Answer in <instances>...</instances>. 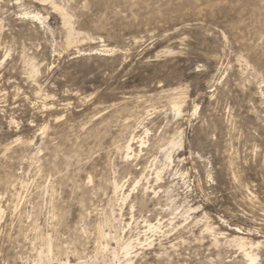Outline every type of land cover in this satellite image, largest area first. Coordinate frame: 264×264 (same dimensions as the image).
<instances>
[{
	"label": "rangeland",
	"instance_id": "obj_1",
	"mask_svg": "<svg viewBox=\"0 0 264 264\" xmlns=\"http://www.w3.org/2000/svg\"><path fill=\"white\" fill-rule=\"evenodd\" d=\"M239 237L264 264V0H0V264H247Z\"/></svg>",
	"mask_w": 264,
	"mask_h": 264
},
{
	"label": "bare ground",
	"instance_id": "obj_2",
	"mask_svg": "<svg viewBox=\"0 0 264 264\" xmlns=\"http://www.w3.org/2000/svg\"><path fill=\"white\" fill-rule=\"evenodd\" d=\"M29 16V15H28ZM31 18V17H30ZM34 18H36L35 16L33 17V19ZM70 23V22H69ZM68 23V24H69ZM72 32V31H71ZM175 106L177 107V106H179V105H177V104H175ZM180 111V110H179ZM178 112V111H177ZM145 134H146V136L148 135V131H146L145 132ZM138 139V138H137ZM145 139V138H144ZM144 139H141V138H139L137 141H136V143H139L140 144V151H139V153L138 154H136L134 151L135 150H133V144H134V141L136 140V139H132V141H130L129 142V144L127 145V147H126V151H127V153H126V157H125V159H126V161H129V163H130V161H133V160H138V158L141 156V154L144 152V148H145V146L147 145V143L149 142V141H145ZM181 139V138H180ZM179 139V140H180ZM176 147H182V144H181V142H179V141H177V139L175 138V137H172L171 139H170V141L168 142V143H165V145L163 144V145H161L160 146V148L161 149H163V152L165 153L164 155H165V159H166V161H168V162H172V160H173V156H172V153H173V150L176 148ZM160 149V150H161ZM140 158H142V157H140ZM134 162V161H133ZM142 163V162H141ZM140 163V164H141ZM154 163V162H153ZM140 164H137V165H135L134 166V168L136 169ZM145 164V163H144ZM169 164V163H168ZM134 165V164H133ZM167 166V165H166ZM171 166V165H170ZM129 167H131V166H129ZM169 167V166H168ZM148 168V167H147ZM170 168V167H169ZM145 170V169H144ZM143 170V171H144ZM163 173H164V169H161V168H155V184H158L160 181H162V175H163ZM153 175V174H152ZM145 176H147V175H145ZM164 176V175H163ZM143 178V177H142ZM149 180L150 179H148L147 180V183H146V186L145 185H141V181H142V179H139V180H135L134 181V184H133V187H132V190L130 191V194H128V196L126 197V198H122V200L123 199H125V201H127L129 198H130V196H131V194L132 193H134L136 190L138 191V189L139 188H143V190L144 189H146V191L148 190L151 194H153L155 197H157L158 195H160L159 193H160V191H161V187H160V185L158 186V187H156V186H153V185H151L150 184V182H149ZM152 183V182H151ZM144 184V183H143ZM116 185V184H115ZM143 186V187H142ZM163 187V186H162ZM122 188V187H121ZM119 189V187L116 185V190L115 191H117ZM145 192V191H144ZM144 194V193H143ZM164 194V193H163ZM145 196V195H144ZM143 196V197H144ZM146 197H149V196H147L146 195ZM154 197V198H155ZM137 198V197H136ZM148 199V198H147ZM146 199V200H147ZM150 199V198H149ZM158 198H156V200H157ZM159 199L161 200V198L159 197ZM129 201V200H128ZM131 201V200H130ZM143 201H145L144 199H143ZM133 203V202H132ZM145 203V202H144ZM146 203H148V201L146 202ZM159 203V202H158ZM148 205V204H147ZM141 206H143V204L141 205ZM160 206V205H159ZM144 208H145V205L143 206ZM142 207V208H143ZM132 208V210L135 208V206H132L131 207ZM140 208V207H139ZM142 208H140V209H142ZM137 209V208H136ZM148 209H149V207H148ZM147 209V210H148ZM193 209V208H192ZM139 212H140V210H139ZM187 212H189V211H187ZM195 212V211H194ZM142 213H143V209H142ZM150 213V212H149ZM156 213V212H155ZM135 214V213H134ZM145 214V213H144ZM193 214V213H192ZM161 215V214H160ZM160 215H158V216H160ZM176 215V214H175ZM174 215V216H175ZM189 215V214H188ZM191 215V214H190ZM189 215V216H190ZM144 216H146V215H144ZM162 216V215H161ZM187 216V215H186ZM192 216V215H191ZM143 217V216H142ZM188 217V216H187ZM195 217V216H194ZM149 218V217H148ZM152 218V217H151ZM145 218H143V220H144ZM177 219H178V217H177ZM176 219V220H177ZM184 219H186V217L184 218ZM188 219V218H187ZM151 220V219H150ZM149 220V221H150ZM196 220V219H195ZM197 220H198V218H197ZM196 220V221H197ZM149 221H147L146 220V226H148L147 228H149V230H152V231H154V232H156L157 233V231L158 230H160L161 231V222L159 221V223H158V225H154V223L153 224H151V222H149ZM187 222V221H186ZM198 223V222H197ZM156 224V223H155ZM167 225V224H166ZM178 225V224H177ZM179 225H180V223H179ZM174 226V225H173ZM215 227V226H214ZM163 228H164V226H163ZM167 228V227H166ZM174 229V228H173ZM212 229V228H211ZM210 230V229H209ZM239 232V231H238ZM154 234V233H153ZM237 235V234H236ZM242 237V236H241ZM241 237H239V238H236L235 239V242H237V244H238V247L240 248V250L242 251V253H243V256H244V259H246L247 260V264H255L256 262H257V260H258V257L256 256V255H254V253H253V248H254V244H252L253 242H248V243H250V244H248L247 243V241H246V239L245 238H241ZM148 240V239H147ZM146 242V241H145ZM148 242V241H147ZM151 242V241H150ZM149 245H151V243H149ZM256 246H258L259 247V245H257L256 244ZM255 246V247H256ZM131 249H133L132 248V244L131 243H129V244H126L125 246H124V248H123V250L127 253V256L126 257H131L130 256V254H129V251L131 250ZM256 249V248H255ZM131 252V251H130ZM124 253V252H123ZM132 254V253H131Z\"/></svg>",
	"mask_w": 264,
	"mask_h": 264
}]
</instances>
